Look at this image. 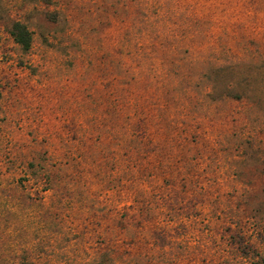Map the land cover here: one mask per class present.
<instances>
[{"label":"rangeland","instance_id":"rangeland-1","mask_svg":"<svg viewBox=\"0 0 264 264\" xmlns=\"http://www.w3.org/2000/svg\"><path fill=\"white\" fill-rule=\"evenodd\" d=\"M100 248L264 264V0H0V264Z\"/></svg>","mask_w":264,"mask_h":264},{"label":"trees","instance_id":"trees-1","mask_svg":"<svg viewBox=\"0 0 264 264\" xmlns=\"http://www.w3.org/2000/svg\"><path fill=\"white\" fill-rule=\"evenodd\" d=\"M10 35L12 36L14 42L20 46L23 51H27L31 47L32 43V33L27 27V25L20 20H16L12 23V27L10 29ZM225 66L227 69H233L236 66L234 61H228L226 65L217 64L211 66L210 72L212 73V77H205L206 73L202 72L199 74V79L207 78L213 83L214 93L216 92L217 85L220 81V73L223 70L222 68ZM198 83V82H197ZM210 94L209 91H204V96L207 97ZM222 96H235L234 89L228 91ZM84 264H122L116 261L111 249L103 248L96 250L90 258H88Z\"/></svg>","mask_w":264,"mask_h":264}]
</instances>
